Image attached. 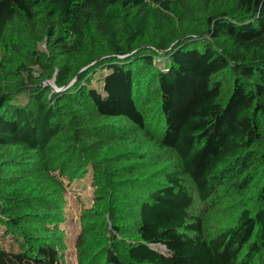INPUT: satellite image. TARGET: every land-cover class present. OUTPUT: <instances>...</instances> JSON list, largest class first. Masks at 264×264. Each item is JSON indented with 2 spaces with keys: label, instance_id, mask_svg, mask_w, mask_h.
<instances>
[{
  "label": "trees",
  "instance_id": "trees-1",
  "mask_svg": "<svg viewBox=\"0 0 264 264\" xmlns=\"http://www.w3.org/2000/svg\"><path fill=\"white\" fill-rule=\"evenodd\" d=\"M88 174L78 264H264V0H0V264H69Z\"/></svg>",
  "mask_w": 264,
  "mask_h": 264
},
{
  "label": "rangeland",
  "instance_id": "rangeland-1",
  "mask_svg": "<svg viewBox=\"0 0 264 264\" xmlns=\"http://www.w3.org/2000/svg\"><path fill=\"white\" fill-rule=\"evenodd\" d=\"M50 85L52 87L54 86L52 82H50ZM135 147L140 152L146 153L149 159L168 163V154L158 152L149 143V141L144 138H138ZM66 183L67 182L65 181V184ZM92 185V176L88 174L84 179L74 181L70 187L66 189L64 197L66 203L64 210L65 217L64 221H60V226L65 233V247L62 250L64 260L69 264H78L80 259H83L85 262H87V259L93 256V254L96 253L99 248L111 243L113 234L109 236H102L101 233H96L91 235L84 249H79L77 245L80 232V222L83 220L86 222L84 219V211L90 210L97 200L96 194L98 191ZM198 207L197 210L199 209ZM119 208L123 214L128 212L124 206H119ZM132 213L133 212H128V214ZM106 218H108V216H106ZM86 223H89V225L91 224L89 221ZM211 225L212 224H207L206 229L209 231H215L219 228L217 225Z\"/></svg>",
  "mask_w": 264,
  "mask_h": 264
},
{
  "label": "water",
  "instance_id": "water-1",
  "mask_svg": "<svg viewBox=\"0 0 264 264\" xmlns=\"http://www.w3.org/2000/svg\"><path fill=\"white\" fill-rule=\"evenodd\" d=\"M52 88H54V86ZM154 247L156 248L157 246L155 245Z\"/></svg>",
  "mask_w": 264,
  "mask_h": 264
}]
</instances>
